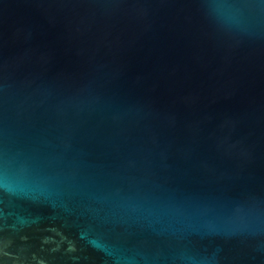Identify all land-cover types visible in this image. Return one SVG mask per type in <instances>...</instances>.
Instances as JSON below:
<instances>
[{"label":"water","instance_id":"water-1","mask_svg":"<svg viewBox=\"0 0 264 264\" xmlns=\"http://www.w3.org/2000/svg\"><path fill=\"white\" fill-rule=\"evenodd\" d=\"M0 264H264V0H0Z\"/></svg>","mask_w":264,"mask_h":264}]
</instances>
